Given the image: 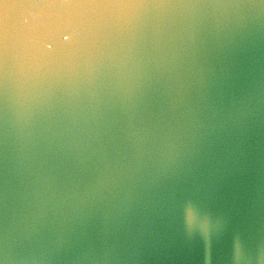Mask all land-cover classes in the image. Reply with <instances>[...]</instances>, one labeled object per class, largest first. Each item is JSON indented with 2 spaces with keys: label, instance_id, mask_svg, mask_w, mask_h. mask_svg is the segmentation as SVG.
I'll use <instances>...</instances> for the list:
<instances>
[{
  "label": "water",
  "instance_id": "1",
  "mask_svg": "<svg viewBox=\"0 0 264 264\" xmlns=\"http://www.w3.org/2000/svg\"><path fill=\"white\" fill-rule=\"evenodd\" d=\"M237 241L264 264V0H0V264Z\"/></svg>",
  "mask_w": 264,
  "mask_h": 264
},
{
  "label": "clouds",
  "instance_id": "2",
  "mask_svg": "<svg viewBox=\"0 0 264 264\" xmlns=\"http://www.w3.org/2000/svg\"><path fill=\"white\" fill-rule=\"evenodd\" d=\"M186 218H187V224L191 227L193 223L195 222V218L193 215V210L191 208L186 210ZM235 254L233 257V264H236V261L239 260V242L237 241L234 245ZM205 264H211V257L205 258Z\"/></svg>",
  "mask_w": 264,
  "mask_h": 264
}]
</instances>
